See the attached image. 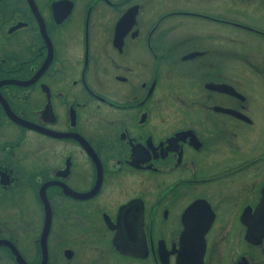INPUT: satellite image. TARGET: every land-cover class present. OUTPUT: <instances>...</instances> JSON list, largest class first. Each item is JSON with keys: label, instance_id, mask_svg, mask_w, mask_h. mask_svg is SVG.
<instances>
[{"label": "flooded vegetation", "instance_id": "obj_1", "mask_svg": "<svg viewBox=\"0 0 264 264\" xmlns=\"http://www.w3.org/2000/svg\"><path fill=\"white\" fill-rule=\"evenodd\" d=\"M247 39L264 0H0V264H264Z\"/></svg>", "mask_w": 264, "mask_h": 264}, {"label": "rangeland", "instance_id": "obj_2", "mask_svg": "<svg viewBox=\"0 0 264 264\" xmlns=\"http://www.w3.org/2000/svg\"><path fill=\"white\" fill-rule=\"evenodd\" d=\"M243 17L247 18V19H258L260 20L258 15L255 14H249V13H242ZM232 35L235 37L236 34L235 32H232ZM261 45H264V43H262ZM260 44L256 43L252 40H240L237 41L235 43H231L230 49L232 52H235L237 54L240 55H249V56H253V57H258L257 54H261V58L264 59V48L263 51L260 49ZM264 104V96H263V100L261 101ZM84 253L87 254H92V251L90 250H84Z\"/></svg>", "mask_w": 264, "mask_h": 264}, {"label": "water", "instance_id": "obj_3", "mask_svg": "<svg viewBox=\"0 0 264 264\" xmlns=\"http://www.w3.org/2000/svg\"><path fill=\"white\" fill-rule=\"evenodd\" d=\"M258 207H259V211H264V203H260ZM46 208H47V211H46ZM47 226H48V206H46L45 204V220H44L43 229H47Z\"/></svg>", "mask_w": 264, "mask_h": 264}]
</instances>
